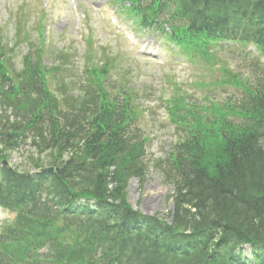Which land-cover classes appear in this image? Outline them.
Listing matches in <instances>:
<instances>
[{
  "label": "trees",
  "instance_id": "16d2710c",
  "mask_svg": "<svg viewBox=\"0 0 264 264\" xmlns=\"http://www.w3.org/2000/svg\"><path fill=\"white\" fill-rule=\"evenodd\" d=\"M129 1L146 26L168 15L171 40L190 54L238 40L252 42L264 57V0ZM35 69L11 79L0 64V106L13 115L0 117V159L35 129L32 145L39 156L47 153L55 171L1 169L0 206L16 216L0 235V264H264L263 83L246 90L245 104L228 109L244 119L241 126L216 111L214 120L193 121L190 138L175 147L179 180L168 225L125 202L128 180L142 179L145 170L143 141L129 135L136 120L132 92L114 83L113 95L105 91V62L88 72V86L75 97L60 84L63 112ZM191 116L186 111L176 121L186 130ZM34 166L42 167L40 157ZM93 198L97 213L78 204ZM216 221L222 226L212 227ZM135 224L146 230L137 238ZM244 245L251 262L240 256Z\"/></svg>",
  "mask_w": 264,
  "mask_h": 264
},
{
  "label": "rangeland",
  "instance_id": "374dc122",
  "mask_svg": "<svg viewBox=\"0 0 264 264\" xmlns=\"http://www.w3.org/2000/svg\"><path fill=\"white\" fill-rule=\"evenodd\" d=\"M44 0H0V23L7 25L8 36L13 37L14 33H21L24 26L30 32L32 41H36L35 21L41 2ZM78 5L91 13L92 20L89 25L92 28L93 47H107L111 55L117 53L118 61L110 74L109 80L126 85L134 93V102L141 108V116L138 126L142 132L149 136L147 147V161H150V174L142 185H138L136 180H130L126 198L127 201L144 213H158L166 218L171 210V202L166 197L171 192V187L162 183L161 170L166 167L169 146L178 140V135L174 126L168 124L167 104L172 102V98L179 95L185 96L188 103H192L198 108L207 105L204 97L212 101H221L226 96L232 94L231 99H240L239 91L230 88H215L210 83L221 79V71L228 69L237 74L242 79H248L255 85L260 78L259 71L252 67L249 58L243 60L237 53L222 49L217 53L215 63L211 65L209 71L203 66L187 63L181 54L173 55L170 58L168 46L166 51L160 55L161 41L157 33L148 32L139 35L135 43L130 46L136 51H132L122 38L111 36L110 28L102 23L104 18L96 7L99 0H77ZM8 23V24H7ZM81 21L75 11H71L67 0H54V8L49 14L47 22V33L53 35L55 47L61 52L70 53L73 57V76L85 83L88 75L82 71L86 64V54L88 48L82 47L80 36L87 35L88 29L80 26ZM1 26V24H0ZM20 26L21 28H19ZM135 39V38H134ZM133 39V40H134ZM16 49L15 69L21 67V55L26 45L22 43ZM97 48L96 54L100 56L101 51ZM95 55V54H94ZM85 56V57H84ZM100 58V57H99ZM99 58H95V62ZM183 59V60H181ZM195 82V83H194ZM203 83V85H199ZM258 84V83H257ZM108 90L114 94L109 86ZM21 144L18 151L10 152L9 165L23 171L33 170L34 162L37 158L33 148L29 145ZM47 156L40 157L42 164H46ZM12 215L0 209V230L5 223H9Z\"/></svg>",
  "mask_w": 264,
  "mask_h": 264
}]
</instances>
